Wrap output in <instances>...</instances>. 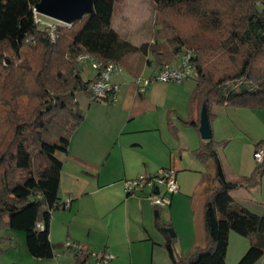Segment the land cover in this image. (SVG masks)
I'll return each mask as SVG.
<instances>
[{
    "label": "trees",
    "instance_id": "16d2710c",
    "mask_svg": "<svg viewBox=\"0 0 264 264\" xmlns=\"http://www.w3.org/2000/svg\"><path fill=\"white\" fill-rule=\"evenodd\" d=\"M39 1L0 0V230L24 231L31 255L50 258L56 250L49 236L51 212L64 205L59 196L63 164L57 153L68 151L71 135L84 119L77 95L92 96L97 78H84L78 56L121 65L127 54L141 48L152 53L149 63L163 64L183 48L191 49L196 86L190 103L201 109L207 104L211 125L213 104L264 108V0H154L155 25L160 26L156 38L164 42L148 49L123 39L115 29L118 0H95L94 13L54 26L38 21ZM194 154L215 163L205 190L207 243L178 255L176 238L157 209L156 223L168 236L171 264H227L232 231L251 240L236 264H254L264 255V213L238 204L231 191L260 186L264 161L250 175L231 179L213 137ZM41 221L44 230L37 227ZM63 247L76 254L78 264H86L90 254L85 250Z\"/></svg>",
    "mask_w": 264,
    "mask_h": 264
},
{
    "label": "crops",
    "instance_id": "0c3cea01",
    "mask_svg": "<svg viewBox=\"0 0 264 264\" xmlns=\"http://www.w3.org/2000/svg\"><path fill=\"white\" fill-rule=\"evenodd\" d=\"M179 57L170 63H176ZM150 59L149 54L144 55L138 68L122 69L113 75L121 83L115 103L77 95L84 119L71 135L68 151L57 153L63 164L59 196L64 205L51 212L49 236L56 246L55 255H31L25 232L5 227L0 230V264H78L76 254L63 247L69 240L80 243L85 253H114L111 264H171L165 246L168 236L156 223L157 209L161 223L176 230L178 255L185 256L192 248L206 245L205 190L211 186L215 163L212 159L199 160L194 154L208 141L202 138L200 126L190 123H200L201 116L200 105L190 103L196 79L182 83L155 81L141 91L136 79L150 73L154 63H149ZM82 67L84 72V62ZM91 69L94 77L96 71ZM224 105L229 107L231 120L224 136L229 141L245 138L242 134L248 126L264 128V108ZM260 142L264 144L259 138L252 144L244 143L241 161L231 173L223 164L226 175L233 177L229 178L252 173L259 164L254 152ZM161 168L175 169L179 182V191L171 195L167 207L150 202L149 188L134 195L125 191L124 180L140 174L154 175ZM231 194L243 207L264 213V176L260 186L242 187ZM232 240L239 246L237 263L251 240L231 232L229 247ZM235 256L230 258L227 252V263L233 264ZM86 264H96L95 258L90 255ZM254 264H264V255Z\"/></svg>",
    "mask_w": 264,
    "mask_h": 264
},
{
    "label": "rangeland",
    "instance_id": "374dc122",
    "mask_svg": "<svg viewBox=\"0 0 264 264\" xmlns=\"http://www.w3.org/2000/svg\"><path fill=\"white\" fill-rule=\"evenodd\" d=\"M37 18L42 23L47 25L60 23V21L54 18L39 13H37ZM157 18L158 13L156 11L154 0H118L114 17V26L117 28L116 30L123 39L129 40L137 46L146 44L148 49L153 47L154 44L158 42L156 45L161 47L160 44L164 42V40L163 38H160L159 41H157L156 38L155 29L160 27L155 25L157 23ZM148 54L152 58V53H150V51L145 52L144 49L141 48L127 54L121 61L122 69L128 70L138 68L144 58V55L146 56ZM84 66L85 70L84 72L82 71L84 78H92L94 71L91 69L90 62H84ZM195 77L196 75L192 76L189 80L194 82ZM83 94L85 96L87 95L86 93ZM228 108L229 107L224 104L211 105V125L213 128V139L218 142V152L221 157L222 164H224L228 169L227 173H231L235 166L241 161V154L244 150L245 142L252 144L257 140V138L264 141V128H260L257 125L252 126V128L248 126L242 134L245 138L239 137L235 141H229L228 138H224L228 132L229 122H231L227 111ZM232 124L235 126L234 123ZM234 129L235 127H232V130ZM228 176L231 177L229 174ZM173 230L176 233V230ZM232 232L240 239L248 238L247 236L240 235L237 232ZM238 248V244L232 240L228 250V252L230 251V258L236 255ZM236 258L237 257L235 256L234 260ZM230 264H232V262H230ZM233 264H236V260Z\"/></svg>",
    "mask_w": 264,
    "mask_h": 264
},
{
    "label": "built area",
    "instance_id": "2783aa9c",
    "mask_svg": "<svg viewBox=\"0 0 264 264\" xmlns=\"http://www.w3.org/2000/svg\"><path fill=\"white\" fill-rule=\"evenodd\" d=\"M38 21L40 20L38 19ZM52 37H54L53 32ZM193 55V51L185 47L178 61L174 64L152 63L149 74H141L137 77L136 80L139 89L145 91L146 88L155 81L182 83L191 78L195 75ZM77 59L81 62L89 61L91 67L96 71L97 78L91 86L93 92L92 96L98 99H106L112 103L117 102L121 91V83L115 81L113 75L122 70L121 65L115 62H109L104 65L103 62L88 54H81ZM254 157L259 163L264 161V144L256 149ZM124 187L125 191L130 195L139 194L149 188L151 193L147 198L150 202L158 207H167L171 203V195L179 191V182L175 169L161 168L154 175L140 174L135 178L124 180ZM156 189L158 193L155 192ZM37 227L44 230V222H38ZM65 246L74 248L78 251L84 250L80 243L71 240L67 241ZM87 253L95 258L96 264H111L115 258V254L108 250L99 252L91 251Z\"/></svg>",
    "mask_w": 264,
    "mask_h": 264
},
{
    "label": "water",
    "instance_id": "95a60500",
    "mask_svg": "<svg viewBox=\"0 0 264 264\" xmlns=\"http://www.w3.org/2000/svg\"><path fill=\"white\" fill-rule=\"evenodd\" d=\"M94 1L95 0H40L35 5V11L70 25L82 19L84 16L94 13ZM199 130L203 139L210 140L213 137L206 103H203L201 109ZM155 192L158 193V190L156 189ZM169 231L172 232V236L175 235L171 228Z\"/></svg>",
    "mask_w": 264,
    "mask_h": 264
}]
</instances>
